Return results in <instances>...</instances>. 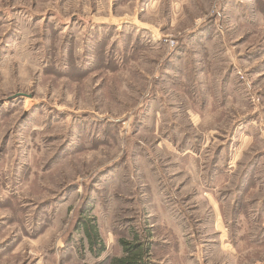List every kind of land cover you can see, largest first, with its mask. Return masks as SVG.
Returning a JSON list of instances; mask_svg holds the SVG:
<instances>
[{
  "label": "rangeland",
  "instance_id": "obj_1",
  "mask_svg": "<svg viewBox=\"0 0 264 264\" xmlns=\"http://www.w3.org/2000/svg\"><path fill=\"white\" fill-rule=\"evenodd\" d=\"M121 261L264 264V0H0V264Z\"/></svg>",
  "mask_w": 264,
  "mask_h": 264
},
{
  "label": "trees",
  "instance_id": "obj_2",
  "mask_svg": "<svg viewBox=\"0 0 264 264\" xmlns=\"http://www.w3.org/2000/svg\"><path fill=\"white\" fill-rule=\"evenodd\" d=\"M86 231H87V236L90 240L91 243L95 244L97 243V240H99V234L96 230H94L92 228V226H89V224L86 227ZM122 264H135V262L131 261V262H126V261H121Z\"/></svg>",
  "mask_w": 264,
  "mask_h": 264
}]
</instances>
